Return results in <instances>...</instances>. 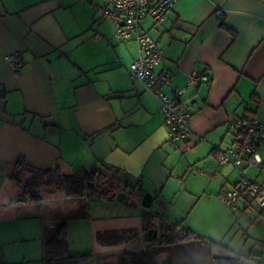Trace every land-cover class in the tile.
Instances as JSON below:
<instances>
[{"label":"crops","instance_id":"obj_1","mask_svg":"<svg viewBox=\"0 0 264 264\" xmlns=\"http://www.w3.org/2000/svg\"><path fill=\"white\" fill-rule=\"evenodd\" d=\"M106 6L0 0V264H45L44 229L60 220L68 251L89 253L74 264H120L124 252L144 249L168 228L163 222L178 219L235 252L264 254L255 243L264 241L262 214L225 207L220 195L237 171L216 162L231 145L234 119L264 122V0H177L162 23L140 20L162 51L156 71L169 77L165 94L183 87L192 71L210 77L182 97L195 111L190 137L178 145L168 142L158 100L130 77L137 45L114 38V19L100 14ZM11 54L19 71L7 60ZM258 152L264 157V137ZM27 166L69 175L117 172L135 189L86 196L85 216L74 217L79 200L64 192L65 212L42 195L19 199L13 175L19 169L23 182ZM144 210L166 218L150 216L146 229ZM233 227L236 245L224 240ZM160 264H171L170 257L163 254Z\"/></svg>","mask_w":264,"mask_h":264},{"label":"built area","instance_id":"obj_2","mask_svg":"<svg viewBox=\"0 0 264 264\" xmlns=\"http://www.w3.org/2000/svg\"><path fill=\"white\" fill-rule=\"evenodd\" d=\"M176 1L107 0V6L102 10L103 15L115 21L113 35L117 41H135L138 53L129 64L128 73L130 77L140 80L145 90L158 100L167 128V139L173 145L187 141L191 134L190 120L195 108L191 102L182 98L186 89L196 84L210 83L209 75L192 71L187 74L185 85L175 88L172 96L162 91V86L170 82L166 74L156 71L162 51L157 42L141 28L140 20L148 16L155 23H162ZM94 37H99V34ZM7 60L19 71L22 63L17 60V55H8ZM233 127L231 145L217 154L216 162L230 164L239 172L236 181L221 193L220 198L228 208L241 204L242 210H246L255 204L264 215V189L247 174L251 166L264 167V158L258 152L264 137V122L249 115L234 119ZM202 139L199 137V140ZM198 173L202 171L198 170Z\"/></svg>","mask_w":264,"mask_h":264},{"label":"trees","instance_id":"obj_3","mask_svg":"<svg viewBox=\"0 0 264 264\" xmlns=\"http://www.w3.org/2000/svg\"><path fill=\"white\" fill-rule=\"evenodd\" d=\"M26 169L31 173L30 178L23 182L18 169L13 175L18 185L24 189L25 196L31 201L40 199L37 192L40 185V177H55L57 185L64 190L67 198L79 200V208L73 213L74 217H82L86 214L87 205L84 200L88 194L107 197L113 187H123L130 192L134 190L135 184L122 182L120 176L105 171H86L83 174H63L57 169L38 170L30 166ZM40 181V180H39ZM38 182V183H37ZM33 189L34 193L30 192ZM150 216H157L161 221L165 215L153 211H143L142 218L145 228L151 225ZM163 227H168L163 233L151 239L144 249L126 251L122 254L120 264H160L163 254L171 259V264H264V254L261 252H235L218 242L205 239L193 230L183 225L182 220L163 222ZM45 264H74L85 259L89 253H70L66 238V223L60 220L54 226L44 229L43 236ZM264 248V241H255ZM216 253L228 254L227 258L215 257Z\"/></svg>","mask_w":264,"mask_h":264},{"label":"rangeland","instance_id":"obj_4","mask_svg":"<svg viewBox=\"0 0 264 264\" xmlns=\"http://www.w3.org/2000/svg\"><path fill=\"white\" fill-rule=\"evenodd\" d=\"M102 10L103 9L101 8L100 9V14L102 13ZM107 17H109V16H107ZM235 170L237 171V177H238V172L239 171L236 168H235ZM195 171L197 172L198 169H196ZM247 174L249 176H251L253 178V180L256 181L258 184H261L259 180H262L264 178V167L260 168L259 165L251 166V167H249L247 169ZM23 177L30 178L31 177V173H29V172L28 173H24ZM38 182H39L40 185L38 186L37 192L40 195H42L44 199H47L49 201L48 203H50V205L55 206V207L60 206L61 207V211L65 212L64 208H62L61 205L67 203V201H62L61 200L63 198L64 190L61 189L60 187H58L57 179L55 177H40L38 179ZM262 187H263V185H262ZM117 188L121 189V187H113L112 190H115ZM263 189H264V187H263ZM19 190H20L19 191L20 194L24 193V189L22 187H20ZM33 191H34L33 189L30 190V192L34 193ZM87 196H88V199H91V198L97 199V196L94 195V194H90V195L88 194ZM132 198L133 197H131L129 200L132 201L133 200ZM45 202H47V201H45ZM226 208H228V207H226ZM229 209L242 210V205L238 204L236 207L229 208ZM242 211H245V212L256 211L257 213H259V209H258V207L255 204L251 208L246 209V210H242ZM260 216L264 219V215H260ZM231 230L232 231H230V233H228V235L226 236V238L224 240L226 241V240H228V239H230L232 237L233 238L232 239V244L236 245L237 241L240 239V232L237 233V234L233 233V231L235 232V230H236L235 227H233ZM76 242L78 243V244L75 243L76 245L80 244V242L78 240Z\"/></svg>","mask_w":264,"mask_h":264},{"label":"water","instance_id":"obj_5","mask_svg":"<svg viewBox=\"0 0 264 264\" xmlns=\"http://www.w3.org/2000/svg\"><path fill=\"white\" fill-rule=\"evenodd\" d=\"M146 196L148 197L147 199H146ZM19 197H20L19 199H22V200H25L26 199V197L25 196H22L21 194L19 195ZM150 199H151V194L150 193H147V195H144L143 196L141 204L144 207L149 206ZM116 200H118V196L116 197ZM145 200H147V202ZM214 256L215 257H224V258H227L229 255L228 254L216 253Z\"/></svg>","mask_w":264,"mask_h":264}]
</instances>
